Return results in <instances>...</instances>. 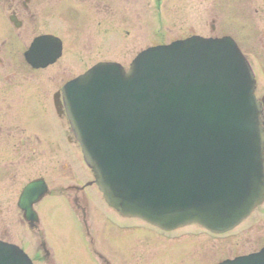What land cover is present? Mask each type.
Returning <instances> with one entry per match:
<instances>
[{
    "label": "water",
    "instance_id": "1",
    "mask_svg": "<svg viewBox=\"0 0 264 264\" xmlns=\"http://www.w3.org/2000/svg\"><path fill=\"white\" fill-rule=\"evenodd\" d=\"M61 41L34 39L47 68ZM250 62L231 37L149 48L128 69L100 63L63 88L68 119L107 204L173 231H232L264 203V111ZM33 190L30 185L24 196ZM0 264H33L0 241ZM220 264H264V249Z\"/></svg>",
    "mask_w": 264,
    "mask_h": 264
},
{
    "label": "rangeland",
    "instance_id": "2",
    "mask_svg": "<svg viewBox=\"0 0 264 264\" xmlns=\"http://www.w3.org/2000/svg\"><path fill=\"white\" fill-rule=\"evenodd\" d=\"M85 9L90 12L80 26L70 24L65 17H54L49 6L39 19L27 22L23 34L26 47L41 34L58 35L64 43L59 61L41 71H33L28 65L25 69L20 67L19 62L23 64L22 45L14 43L8 22L0 14V60L6 64L5 70L0 66V111L6 113L0 121L6 120L9 126L20 125L27 136L38 135L43 147L47 145L49 132L44 115L49 114L51 100L63 84L99 62H116L128 68L142 50L193 34L231 36L251 63L257 80V97H264V0H122V3L106 6L105 20L95 13L92 5H85ZM17 51L19 56L14 53ZM50 117L52 119L51 113ZM78 156L83 158L80 149ZM45 162L47 160L41 164L44 169ZM36 173L31 167L26 172L19 171L14 183L0 179V194L18 192L25 180ZM95 189L102 200L98 210L101 205V211L105 207V212L102 216L97 208L91 210L93 215L89 223H92V236L96 241L94 247L103 252L99 248L108 244L111 250L107 249V254L115 264H118V254H123L125 264L147 261L153 264H216L257 251L264 245V204L228 234L212 235L190 226L159 237L141 221L115 215L108 209L98 187L92 190ZM74 218V223L65 220L40 231L51 250L49 260L52 259V264H99L91 255L93 247L89 245L85 229L77 224L81 218ZM112 223H121L127 229L107 231L106 228L113 227ZM101 229H104V237L99 235ZM6 231L14 243L26 249L35 264H48L37 254L41 246L36 235L21 227ZM120 233L123 234L122 242ZM115 241L123 244L122 253L114 248Z\"/></svg>",
    "mask_w": 264,
    "mask_h": 264
},
{
    "label": "flooded vegetation",
    "instance_id": "3",
    "mask_svg": "<svg viewBox=\"0 0 264 264\" xmlns=\"http://www.w3.org/2000/svg\"><path fill=\"white\" fill-rule=\"evenodd\" d=\"M117 3H122V0H0V14L8 22L9 32L14 39V43L16 42L17 46L20 43L22 45L21 57L23 64L19 62L20 67L25 69L28 65L33 71H41L42 69L32 68L26 61L28 47H26L23 34L27 22L39 19L43 10L45 11L46 7L49 6L54 17H65L70 20V24L74 23L80 26L87 20L86 16L90 12L89 9H85V5H92L95 13L105 20L107 16L106 6ZM212 29L214 30V26H212ZM42 35L58 37L62 42V50L64 52L63 40L58 35L41 34L38 36ZM194 35L197 34L191 36ZM14 53L17 56L20 55L19 51ZM5 65L0 60V66L3 70H5V67H3ZM9 65H13L12 62H9ZM22 82H25L24 78H22ZM63 86L54 94L50 104V112L48 111L49 114L45 113L46 116L44 115V118L46 117L45 120L48 122L46 126L49 129L46 147L42 146L43 140L38 135L27 136L25 128L20 125L9 126L6 124V120L0 121V179L6 178L14 183L19 171L23 173L26 170H31L32 167L37 172L35 176L25 180L18 192L10 191L0 194V241L19 246L34 263L33 257L30 256L24 247L14 243L12 241L13 238L6 231L14 227L27 229L31 234L37 236L35 238L39 242V247L41 246L40 251L37 252V254H40V259L45 263L52 264V259L49 260L51 256L49 244L46 243V237L40 231L44 230L47 225L57 224L65 220L74 223V217H80L81 220L77 224L85 229V236L89 239V245L93 247L91 255L97 258L100 262L99 264H115L110 258L111 256L107 254V249L111 250L108 244H105V249L104 247L99 248L103 252L94 247L96 241L92 236L93 228L89 220L93 215L92 208L95 207V210L96 208L98 210L102 200L97 190H92L97 186L94 183L91 171L84 164L83 158L78 156L80 146L68 122L62 95ZM259 100L262 101V104L264 103V97ZM41 113L44 112L41 110ZM50 113L53 120L50 117ZM5 116L6 113L0 111V119L5 118ZM45 160H47L45 162L47 167L44 169L41 164ZM38 164L39 166H37ZM31 184H35V187L28 195L23 197L25 189ZM107 207L115 215L117 214L109 206ZM98 211H100L98 214L103 216L105 207L101 211L100 205V210ZM113 227L110 226L106 230L115 229L117 232L127 229L121 223H115ZM150 228L149 230L155 232L156 236L159 235V237L171 233L154 227ZM104 233V229H101L99 235L104 237ZM122 235L121 233L119 235L121 236L120 242H122ZM116 239L118 240L119 238L117 237ZM120 242L115 241L114 248L122 253L123 244ZM263 248L264 245L257 251L227 259L233 260L258 252ZM122 257L123 254L116 256L118 264H125ZM162 260L164 261V259ZM149 263L153 264L151 261H147L145 264Z\"/></svg>",
    "mask_w": 264,
    "mask_h": 264
}]
</instances>
